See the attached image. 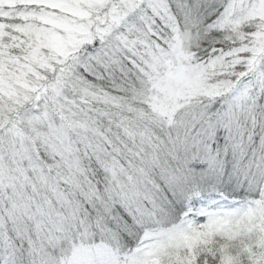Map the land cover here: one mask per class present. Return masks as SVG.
<instances>
[{
	"label": "snow or ice",
	"instance_id": "6c2138e0",
	"mask_svg": "<svg viewBox=\"0 0 264 264\" xmlns=\"http://www.w3.org/2000/svg\"><path fill=\"white\" fill-rule=\"evenodd\" d=\"M0 264H264V0H0Z\"/></svg>",
	"mask_w": 264,
	"mask_h": 264
}]
</instances>
